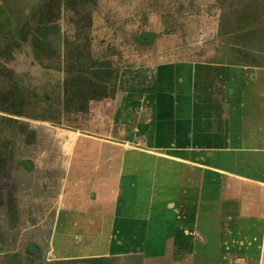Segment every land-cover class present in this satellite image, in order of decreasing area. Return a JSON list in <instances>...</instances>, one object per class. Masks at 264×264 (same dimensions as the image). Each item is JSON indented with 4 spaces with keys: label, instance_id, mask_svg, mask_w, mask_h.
<instances>
[{
    "label": "crops",
    "instance_id": "1",
    "mask_svg": "<svg viewBox=\"0 0 264 264\" xmlns=\"http://www.w3.org/2000/svg\"><path fill=\"white\" fill-rule=\"evenodd\" d=\"M240 6L264 15V0H237ZM231 24L236 36L229 45L234 52L246 47L247 57L220 59L207 47L189 60L172 52L151 58L149 72L167 85L153 91L146 108L147 93L134 97L138 122L130 136L119 121L115 134L73 132L70 153L81 135L91 143L81 144L85 154L73 163L74 154H66L65 165L74 169L60 179L54 254L132 250L143 264H264V35L255 38L261 45L253 53L251 38L240 42L243 28ZM212 29L205 36L214 42L219 27Z\"/></svg>",
    "mask_w": 264,
    "mask_h": 264
},
{
    "label": "rangeland",
    "instance_id": "2",
    "mask_svg": "<svg viewBox=\"0 0 264 264\" xmlns=\"http://www.w3.org/2000/svg\"><path fill=\"white\" fill-rule=\"evenodd\" d=\"M236 2L0 0V264H92L83 260L100 257H60L51 249L53 212L64 191L60 179L74 169L65 165L66 154H74L73 163L85 154L81 144L91 143L81 135L70 153L73 132L115 134L119 121L130 136L138 122L134 97L147 93L141 101L146 108L155 101L153 91L167 85L149 72L151 58H170L172 52L174 59L189 60L207 47L220 59L247 57L246 47L234 52L229 45L236 36L228 30L231 22L243 28L240 42L251 38L247 45L260 51L255 38L264 35L258 31L264 15L252 6L234 7ZM204 25L219 27L216 41L205 36L212 32ZM42 26L49 29L38 31ZM102 62L112 68L107 75L100 74V65L91 66ZM136 68L141 70L134 74ZM13 89L19 99L7 100ZM112 254L98 264H143L132 250Z\"/></svg>",
    "mask_w": 264,
    "mask_h": 264
},
{
    "label": "trees",
    "instance_id": "3",
    "mask_svg": "<svg viewBox=\"0 0 264 264\" xmlns=\"http://www.w3.org/2000/svg\"><path fill=\"white\" fill-rule=\"evenodd\" d=\"M72 1H74V0H72ZM47 29H49V27H47V26H42V27H39L38 28V31H45V30H47ZM44 33V32H43ZM98 66V65H100V67H102L101 68V70H99V72H100V74H102V75H107V73H109L110 71H111V69L112 68H110V65H109V63L107 62V64H104L103 65V62L102 63H98V64H96V63H94V64H91V66ZM89 66V65H88ZM88 66H87V68H88ZM104 66V67H103ZM86 68V69H87ZM110 68V69H109ZM92 69V68H91ZM108 71V72H107ZM97 72V71H96ZM98 72V73H99ZM78 79V78H77ZM19 95V94H18ZM90 96H94V94H91ZM7 100H12V99H19L18 97H17V91L16 90H12V93L10 94V95H8L7 97ZM104 259V257H102V256H100V257H91V258H87V259H85V260H83V261H87V262H91L92 264H98L99 262L98 261H101L102 262V260ZM76 260V259H75ZM82 259H80V261H81Z\"/></svg>",
    "mask_w": 264,
    "mask_h": 264
}]
</instances>
